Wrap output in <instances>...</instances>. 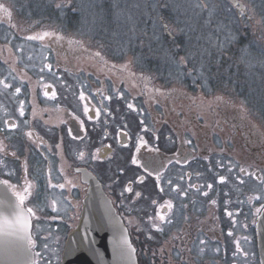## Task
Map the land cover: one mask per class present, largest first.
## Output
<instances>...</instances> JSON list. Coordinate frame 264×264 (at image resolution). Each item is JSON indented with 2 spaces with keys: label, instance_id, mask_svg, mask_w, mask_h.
I'll return each instance as SVG.
<instances>
[{
  "label": "flooded vegetation",
  "instance_id": "obj_1",
  "mask_svg": "<svg viewBox=\"0 0 264 264\" xmlns=\"http://www.w3.org/2000/svg\"><path fill=\"white\" fill-rule=\"evenodd\" d=\"M120 4L119 20L105 1L98 27L84 31L94 26L69 9L40 18L22 0H0V80L11 85L0 84V262L23 264L32 253L39 264L40 231L62 227L50 217L76 216L63 224L65 235L53 236L60 254L46 264H61L94 178L123 219L138 264H261L264 113L253 103L260 86L214 80V53L191 46L174 10L130 16L132 6ZM32 23L64 31L39 33Z\"/></svg>",
  "mask_w": 264,
  "mask_h": 264
},
{
  "label": "rangeland",
  "instance_id": "obj_2",
  "mask_svg": "<svg viewBox=\"0 0 264 264\" xmlns=\"http://www.w3.org/2000/svg\"><path fill=\"white\" fill-rule=\"evenodd\" d=\"M22 1L25 10L28 11L33 8L40 18L49 16L53 10L60 11V14L64 15L65 9L71 11L73 20L79 17L84 25L87 24L84 20L88 18L89 26L94 27L92 29H80L84 31H95V27H98L97 25L99 22H96V19L101 16V11L99 9L98 11L96 9L82 11L80 8L81 0ZM105 1L108 0H95L99 7L102 4L104 5ZM124 1H127L129 5L135 7V9L129 7L130 16L146 15L147 7H151L154 11H157L161 5L165 6L167 9L174 10L175 13L172 12L173 15L182 17L185 28L184 31H188L186 32L187 40L194 41L191 46L196 49L211 48L209 51L212 52L207 51L205 54L214 53L213 59L216 63V67H218L215 70L218 76L215 75L214 80L224 82L227 80H234L236 83H246L244 85H259L260 87H257L259 90L258 98H256L253 103H255L254 105L257 109L254 108L258 113H264V0H242L247 7L244 15L248 16L250 19L240 18L238 11L230 0ZM96 12H100V15H94ZM3 13L7 14L6 12ZM213 20L215 23H213ZM90 21L93 23H90ZM32 25L38 28L33 31L44 34L64 31L63 25H59L58 23L56 25L39 24L37 27L34 23H32ZM242 28H245L243 29L244 32H240ZM123 34L125 35L121 29H118L117 33H115L118 38L124 36ZM217 35L219 38H222V40L217 39ZM239 42L241 45H238ZM233 48H236L238 51L234 52ZM26 54L27 51L25 50L23 55L25 56ZM221 65L224 67V70L220 69ZM232 67H235V71H228ZM240 105L241 104H238L237 106ZM244 105L247 106L248 104L245 103ZM244 105L242 104L243 107H245ZM73 217L76 216L59 215L50 217L51 223H57L62 227H59V231L57 232L40 231V239L42 240L40 245V258L44 256L45 259H40L41 261L39 264H46L50 260L51 262L57 261L60 251L59 247L54 246L53 236L60 237L65 235L67 231H63V224L66 225L71 222ZM47 219H49V217ZM45 234H48L46 236L51 238H44Z\"/></svg>",
  "mask_w": 264,
  "mask_h": 264
},
{
  "label": "water",
  "instance_id": "obj_3",
  "mask_svg": "<svg viewBox=\"0 0 264 264\" xmlns=\"http://www.w3.org/2000/svg\"><path fill=\"white\" fill-rule=\"evenodd\" d=\"M230 2L245 12L242 0ZM89 183L79 224L68 237L61 264H138L129 231L111 199L94 178ZM258 249L264 264V211L258 221ZM27 256L23 264H32L34 255Z\"/></svg>",
  "mask_w": 264,
  "mask_h": 264
},
{
  "label": "snow or ice",
  "instance_id": "obj_4",
  "mask_svg": "<svg viewBox=\"0 0 264 264\" xmlns=\"http://www.w3.org/2000/svg\"><path fill=\"white\" fill-rule=\"evenodd\" d=\"M108 2H110V4H111V8L108 9V10H106V12L108 13V15H112V16H114L117 20H119V19L121 18V16H122L123 11H124L123 9H121V8L119 7V5H120V0H108ZM98 7H99V6H98V4L95 2V0H81L80 8H81L82 11H85V10H92V9H96V8H98ZM94 15L98 16L99 13L96 12ZM129 19H131V17H129ZM164 27H165V30H166V31H170V30L167 28V25H164ZM42 38H43V37H41V39H42ZM27 39H29V40H33V39H36V37H34V36H30V37H27ZM97 54L99 55V53H97ZM184 62H185L184 59L181 58V63H184ZM47 67H48V69H49V71H50L52 66L49 64V65H47ZM41 71H43V69H41ZM0 84H2V85L4 86V88H9V87H11V85L5 83L4 80H0ZM15 91H16V93H19V92L21 91V89H20L19 87H17V88L15 89ZM45 95H48V93H45ZM53 95H54V94H53ZM80 99H81V100H84V99H85V95H84V92H83V91H81V93H80ZM109 99H110V98H109ZM129 107H132V106L129 105ZM84 111H85V113H87V112L89 111L87 105H85ZM20 115H21V116L24 115V111H23V102H21ZM95 116H96V117H99V116H100V110H99V109H96V110H95ZM91 118H92V117H89V119H91ZM10 127L15 128L16 125L13 124V125H10ZM29 135H30V133H29ZM109 147H110V145H109ZM137 151H139V149H137ZM95 158H97V159L99 158V149H97V156H96ZM178 162H179V161H178ZM132 163H133V164H137L138 161H137L136 159H133V160H132ZM157 179H159V174H157ZM220 180H221V182H223V181H224V178L221 177ZM142 182H143V181H141V183H142ZM169 183H171V181H169ZM51 187H59V188H63L64 185H63V184H60V185H51ZM208 187L211 188L212 185L209 184ZM127 191H128V192H132V188H131V186H129V187L127 188ZM161 191H163V189H161ZM184 194L186 195V193H184ZM207 194H208L207 192L204 193L205 196H206ZM136 195L139 196L140 193H136ZM213 203H215V201H213ZM167 207L169 208V211H171L173 205H172L171 203H169V204L167 205ZM52 210H53V211H57V209H56V207H55V201H53ZM258 211H259V210H258ZM27 213H29V214H31V215H35V213L33 212V209H32V208H28V209H27ZM229 215H231V213H229ZM149 219H151V217H150ZM158 219L160 220L161 223L165 222V216H164V215H159V216H158ZM17 222H18V226L21 227L22 229H24L25 231L30 227V224H29V222H28L27 217L23 216V210H21L20 216L17 217ZM167 223H171V220H168ZM154 226H155V225H154ZM156 228H157V231H163V229H162L161 227L156 226Z\"/></svg>",
  "mask_w": 264,
  "mask_h": 264
}]
</instances>
